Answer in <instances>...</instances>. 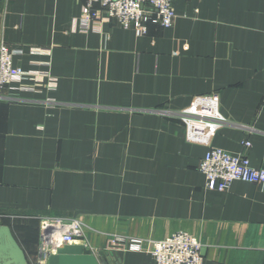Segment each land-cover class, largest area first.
Returning <instances> with one entry per match:
<instances>
[{
	"label": "crops",
	"instance_id": "obj_1",
	"mask_svg": "<svg viewBox=\"0 0 264 264\" xmlns=\"http://www.w3.org/2000/svg\"><path fill=\"white\" fill-rule=\"evenodd\" d=\"M82 9L0 0L13 68L44 74L0 90V224L29 264H155L126 242L177 232L199 241L202 264H263L264 186L206 190L208 147L170 113L217 94L224 124L209 147L249 142L264 168V0H174L172 27L145 36L105 19L80 32ZM45 218L77 219L83 236L43 259Z\"/></svg>",
	"mask_w": 264,
	"mask_h": 264
},
{
	"label": "built area",
	"instance_id": "obj_2",
	"mask_svg": "<svg viewBox=\"0 0 264 264\" xmlns=\"http://www.w3.org/2000/svg\"><path fill=\"white\" fill-rule=\"evenodd\" d=\"M81 1L83 9L77 29L86 33L100 31L105 20L114 21L123 30H131L145 36L149 24L160 28L173 25L174 0H73ZM49 52L44 48H31V53ZM21 55L18 50L0 44V90L22 81L40 82L42 75L13 68V58ZM53 85V83H50ZM185 127L187 142L208 147L199 171L204 176L205 189L226 192L234 182L264 186V168H254L248 158L250 143H244L239 154L209 147L210 141L224 124L218 111V95L195 97L191 104L170 113ZM40 255L43 259L55 255L65 244L83 236L84 225L77 219L45 218L40 220ZM126 248L133 252L148 253L155 264H202L201 244L185 232H177L160 241L129 239ZM264 264V261H263Z\"/></svg>",
	"mask_w": 264,
	"mask_h": 264
},
{
	"label": "water",
	"instance_id": "obj_3",
	"mask_svg": "<svg viewBox=\"0 0 264 264\" xmlns=\"http://www.w3.org/2000/svg\"><path fill=\"white\" fill-rule=\"evenodd\" d=\"M0 264H29L9 226L0 224Z\"/></svg>",
	"mask_w": 264,
	"mask_h": 264
},
{
	"label": "trees",
	"instance_id": "obj_4",
	"mask_svg": "<svg viewBox=\"0 0 264 264\" xmlns=\"http://www.w3.org/2000/svg\"><path fill=\"white\" fill-rule=\"evenodd\" d=\"M12 231V230H11Z\"/></svg>",
	"mask_w": 264,
	"mask_h": 264
}]
</instances>
